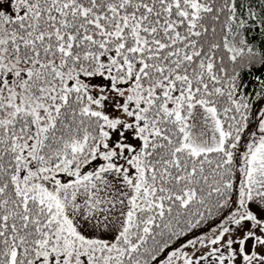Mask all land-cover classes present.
<instances>
[{"label":"snow or ice","instance_id":"1","mask_svg":"<svg viewBox=\"0 0 264 264\" xmlns=\"http://www.w3.org/2000/svg\"><path fill=\"white\" fill-rule=\"evenodd\" d=\"M0 264H264V0H0Z\"/></svg>","mask_w":264,"mask_h":264}]
</instances>
